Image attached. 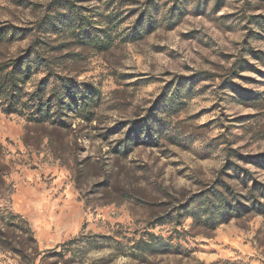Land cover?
<instances>
[{
  "label": "rangeland",
  "instance_id": "obj_1",
  "mask_svg": "<svg viewBox=\"0 0 264 264\" xmlns=\"http://www.w3.org/2000/svg\"><path fill=\"white\" fill-rule=\"evenodd\" d=\"M0 34L49 65L21 105L64 93L0 97V264H264V0H0Z\"/></svg>",
  "mask_w": 264,
  "mask_h": 264
},
{
  "label": "trees",
  "instance_id": "obj_2",
  "mask_svg": "<svg viewBox=\"0 0 264 264\" xmlns=\"http://www.w3.org/2000/svg\"><path fill=\"white\" fill-rule=\"evenodd\" d=\"M2 37L3 35L0 34V41L2 40ZM41 45H39V43H33L28 48L27 54L21 60L16 62V64L11 65L9 71H6V69L0 70V97L3 100V105L9 113L17 112L18 108H25L28 111L29 109L34 110L36 115L46 116V114L49 115L51 108L54 107L56 109H62L64 105V93L55 94L51 100L44 102L42 101V97L35 91L31 95V101H29L30 107L28 108L26 107L27 105H21L20 101H18V94L21 90V85L25 83V80L29 76L31 70L39 68H47L48 70L49 68L47 61L40 54L39 48ZM67 86L68 84L63 81V92H65L64 90L67 89ZM210 194L216 204L219 205V214H226L225 216L232 217L234 214H239V212H241L243 209V206L240 205L239 202L234 200L229 201L224 195L225 193L223 194L218 190H213L210 192ZM250 196L251 199H249V201H251L253 208H255L258 212L263 211L262 206L257 200V197L261 199L264 198V186L256 185L253 187ZM216 209L217 207H215V205L212 203L211 206L206 210L213 214V211Z\"/></svg>",
  "mask_w": 264,
  "mask_h": 264
}]
</instances>
